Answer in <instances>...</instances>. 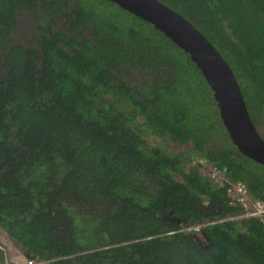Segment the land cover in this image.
<instances>
[{
    "label": "trees",
    "instance_id": "1",
    "mask_svg": "<svg viewBox=\"0 0 264 264\" xmlns=\"http://www.w3.org/2000/svg\"><path fill=\"white\" fill-rule=\"evenodd\" d=\"M159 1L220 52L264 140V0ZM131 73L140 85L120 79ZM175 145L264 203V163L238 150L198 67L151 24L110 0H0V230L26 256L264 264L258 217L207 226L209 240L182 230L244 208L181 168Z\"/></svg>",
    "mask_w": 264,
    "mask_h": 264
},
{
    "label": "water",
    "instance_id": "2",
    "mask_svg": "<svg viewBox=\"0 0 264 264\" xmlns=\"http://www.w3.org/2000/svg\"><path fill=\"white\" fill-rule=\"evenodd\" d=\"M110 1L151 24L187 53L213 94L229 138L241 153L264 163V140L251 120L231 68L210 40L159 0ZM202 236L209 240L205 231Z\"/></svg>",
    "mask_w": 264,
    "mask_h": 264
},
{
    "label": "built area",
    "instance_id": "3",
    "mask_svg": "<svg viewBox=\"0 0 264 264\" xmlns=\"http://www.w3.org/2000/svg\"><path fill=\"white\" fill-rule=\"evenodd\" d=\"M209 177L219 186H226L228 196L241 205L244 208V211L234 215L209 219L204 222L188 224L186 227L184 226L182 230L197 234L207 226L227 220H235L242 216L243 218L258 217L260 220L264 221V203L260 200L254 199L249 194L246 186L243 183L238 181H230L221 171L215 168L213 169V172L210 173ZM2 264H46V262L37 260L33 257H28L23 253H16L10 255L9 258H6V255L4 254Z\"/></svg>",
    "mask_w": 264,
    "mask_h": 264
},
{
    "label": "rangeland",
    "instance_id": "4",
    "mask_svg": "<svg viewBox=\"0 0 264 264\" xmlns=\"http://www.w3.org/2000/svg\"><path fill=\"white\" fill-rule=\"evenodd\" d=\"M120 79L126 80L132 85H140L141 83V78L138 77L136 74L131 73L130 76H127L126 74H122ZM106 96H111L113 97L110 93H105ZM114 106L121 107L122 103L119 101H114ZM133 124V121L131 122ZM144 130H147L148 127L143 125L142 126ZM260 131L264 133V126L259 128ZM148 142H150V145L154 144L155 146L158 144H162L161 140L154 136L151 135L148 137ZM172 154L173 157H178L179 162L177 163L181 168L183 169H189L191 166H196L198 167V170L201 171L202 175L204 176H210V173L213 172L214 167L211 166L207 161L204 159L200 158L195 154L190 147L187 145H182V146H173L172 148ZM243 218L239 217L238 219ZM236 219V220H238ZM202 231H199L196 236L203 237L202 236ZM0 249L2 252L6 255V258H9L10 255L16 254V253H21V249L16 246L7 236V234L0 230Z\"/></svg>",
    "mask_w": 264,
    "mask_h": 264
},
{
    "label": "clouds",
    "instance_id": "5",
    "mask_svg": "<svg viewBox=\"0 0 264 264\" xmlns=\"http://www.w3.org/2000/svg\"><path fill=\"white\" fill-rule=\"evenodd\" d=\"M224 174V173H223ZM238 214V213H237ZM196 235V234H195ZM1 250V249H0ZM2 251V250H1ZM3 253V252H2ZM21 253H23L22 251H21ZM24 254V253H23ZM3 255H4V253H3ZM25 255V254H24ZM29 257V256H28Z\"/></svg>",
    "mask_w": 264,
    "mask_h": 264
}]
</instances>
